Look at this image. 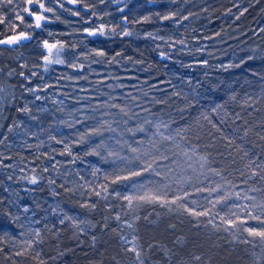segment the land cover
<instances>
[{
    "label": "rangeland",
    "instance_id": "1",
    "mask_svg": "<svg viewBox=\"0 0 264 264\" xmlns=\"http://www.w3.org/2000/svg\"><path fill=\"white\" fill-rule=\"evenodd\" d=\"M40 2L52 11L40 9L36 0L31 4L0 0V17L14 30L9 36L21 32L30 36L14 47L0 45V195L10 208L9 222L0 228V241L14 256L40 255L42 230L57 231L63 224L68 225L73 240L93 239V194L99 193L114 208V217L107 216L133 254L118 264L151 261L137 234V220L143 216L146 220L172 217L192 221L230 245L248 249L252 264H264V241L248 235L239 225V231H225L228 225L223 223L231 213L247 218L249 210L260 212L252 207L264 203L263 189L254 183L256 173L245 169L232 179L219 172L192 143L197 142L200 130L178 125L173 119L178 107L170 99L178 93L199 95L197 87L212 72L232 65L234 54L227 51L236 31L231 24L240 18L245 0H137L128 9L132 20L141 25L142 36L167 60V80L151 75L132 58L106 54L90 40L97 28L109 26L113 31L122 21L118 11L123 9L115 7V1ZM228 3L233 6L228 8ZM25 8L43 12L47 20L42 27H35L34 17ZM217 9L223 11L219 18L225 27L203 33ZM93 14L97 20L92 19ZM64 38L69 44L68 54L60 59L64 62L48 63L44 41L65 45ZM247 50L243 60L257 53ZM142 161L151 163L154 171L113 182L118 174L143 168ZM34 172L43 178L39 192L19 185L21 178ZM67 189L86 198L73 205ZM157 189L169 201L176 195L185 199L168 205L134 199L130 206L124 198ZM181 203L208 215L194 216L179 207ZM257 225L248 219L247 226Z\"/></svg>",
    "mask_w": 264,
    "mask_h": 264
},
{
    "label": "trees",
    "instance_id": "2",
    "mask_svg": "<svg viewBox=\"0 0 264 264\" xmlns=\"http://www.w3.org/2000/svg\"><path fill=\"white\" fill-rule=\"evenodd\" d=\"M113 1L115 7L123 9L118 11L122 21L114 26L113 31L109 26L103 27V34L97 28L95 35L90 34V40L108 55L132 58L142 63L151 75L169 79L167 60L155 53L140 32L141 25L127 13L137 0ZM80 5L84 7L85 4L81 1ZM229 6L233 4L228 3ZM227 7L219 8L227 10ZM222 13L217 9L211 23L202 32L224 28L219 18ZM92 19L97 20L95 14ZM231 25L236 33H233L226 51L234 54L232 65L226 70L212 72L197 87L199 95L192 97L178 93L171 97L178 107L173 119L178 125L189 126L193 131L200 130L197 142L192 143L219 172L232 179L245 169L256 173L254 183L263 189L264 195V0H245L240 18ZM11 34H14L12 27L0 23V38ZM64 39L65 45L58 59L68 54V38ZM248 48L257 53L243 60L244 51ZM2 170L3 164H0V178ZM33 178L36 183L31 182ZM42 179L38 172H34L21 178L19 185L39 192L43 187ZM66 191L73 196L75 202L69 201L73 205H80L86 198L78 191ZM2 198L0 195V228L9 222L6 215L10 209L2 203ZM93 200V239L86 236L84 240H73L66 224L57 231L43 229L40 255L31 252L14 256L10 247L0 241V264H118L131 259L133 254L122 243L119 230L107 216L114 217V208L95 193ZM137 234L142 249L151 259L149 264H252L248 249L241 245L232 246L220 235L199 229L189 220L180 221L172 217L146 220L143 216L137 220Z\"/></svg>",
    "mask_w": 264,
    "mask_h": 264
},
{
    "label": "snow or ice",
    "instance_id": "3",
    "mask_svg": "<svg viewBox=\"0 0 264 264\" xmlns=\"http://www.w3.org/2000/svg\"><path fill=\"white\" fill-rule=\"evenodd\" d=\"M28 4H31L33 0H26ZM70 3H77L78 0H69ZM7 3L11 4L13 3V0H7ZM36 3L38 4V7L40 9H43L44 11H52V9L45 8L44 3L40 2V0H36ZM62 7V5H61ZM24 11L29 12L31 16L34 17V24L35 27L40 28L42 27V21H46L47 17L41 12L40 14H37L36 12L30 11V9L25 8ZM18 19H20L23 22V17L17 16ZM165 19H168V17H165ZM4 22V18L0 17V23ZM28 27H31L32 25H27ZM15 27V25H13ZM100 33L103 34V26L99 29ZM90 34L95 35L96 32L93 31ZM125 35H130V33H125ZM30 39V36L27 33L21 32L19 35H15L12 37H9L6 40H0V43L5 44H18L21 40ZM43 47L48 50V55L44 57V59L48 63H63V60L56 59L55 61L52 60L53 50H56L55 55L58 57L60 50L63 49L64 45L60 44L59 41L55 43H49L48 41H44ZM100 55H103V53H99ZM27 111V109H24ZM215 110V109H213ZM247 134V133H245ZM167 139H171V137H167ZM132 151H137V149H132ZM203 159V158H201ZM144 163V167L138 170H130L127 172L126 175H117L114 179V183L119 182L121 180H129L132 177L141 176L144 172L154 171L152 168L151 163ZM123 171V170H122ZM159 175V173H156ZM32 183H36L35 178L32 179ZM144 186L141 185V188ZM99 195V193H97ZM167 194L165 192H161V190L157 189L155 191L151 192H144L142 195H138L136 197L133 196H126L124 197L126 200L129 201V205L131 206V203L134 199L140 200L146 203H160L162 205H168V204H176L178 201H182L185 199L184 196L176 195L171 201H169L167 198ZM246 199L254 200V197H246ZM218 203L221 201H217ZM179 207L185 208L186 211L190 212L194 216H201V215H208L207 212H196L193 209H189L184 205L183 203L179 204ZM252 207H258L260 209V212L258 214H253L251 210L248 211L247 218H241L240 216H237L235 213H231V216L228 219H223V223L228 225V227H225V231H229L233 228H235L237 231H239V227H243V230L248 233V235L252 237H259L261 241H264V203L259 205H253ZM248 219H251L253 221H257L258 225L256 227L253 226H247ZM211 223V221H209ZM133 251L136 252V255L139 256V252L136 251L135 248H133ZM19 254V253H18ZM196 259H199V257H196Z\"/></svg>",
    "mask_w": 264,
    "mask_h": 264
},
{
    "label": "water",
    "instance_id": "4",
    "mask_svg": "<svg viewBox=\"0 0 264 264\" xmlns=\"http://www.w3.org/2000/svg\"><path fill=\"white\" fill-rule=\"evenodd\" d=\"M9 37H12V36H9ZM9 37H6V38H3V39H1V40H6V39H8ZM0 45L1 46H9V47H14L16 44H12V45H9V44H5V43H0Z\"/></svg>",
    "mask_w": 264,
    "mask_h": 264
}]
</instances>
